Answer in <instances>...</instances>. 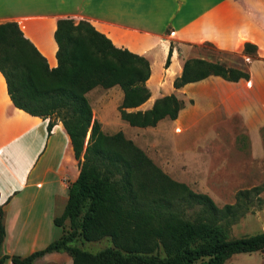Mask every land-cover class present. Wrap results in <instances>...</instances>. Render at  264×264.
<instances>
[{
    "label": "crops",
    "instance_id": "0c3cea01",
    "mask_svg": "<svg viewBox=\"0 0 264 264\" xmlns=\"http://www.w3.org/2000/svg\"><path fill=\"white\" fill-rule=\"evenodd\" d=\"M59 18L84 19L116 47L147 59L149 97L128 111L148 109L170 93L182 101L174 119L137 126L120 118L114 131L103 134L123 133L169 178L206 194L218 207L233 203L237 190L263 183L264 60H246L241 49L244 42L264 47V0H0V23L14 21L49 67L56 66L53 32ZM189 58L236 67L248 78L209 75L173 87ZM108 88L96 85L85 93L93 119L89 96ZM77 175L62 123L15 107L0 73L1 253L26 256L67 233V222L56 226L53 219L61 215ZM71 262L58 249L31 264Z\"/></svg>",
    "mask_w": 264,
    "mask_h": 264
},
{
    "label": "trees",
    "instance_id": "16d2710c",
    "mask_svg": "<svg viewBox=\"0 0 264 264\" xmlns=\"http://www.w3.org/2000/svg\"><path fill=\"white\" fill-rule=\"evenodd\" d=\"M53 38L56 66L49 67L14 21L0 23V73L15 107L58 119L70 139L78 175L68 185L61 215L53 219L56 226L66 221L68 230L26 256L0 252V264L6 259L31 264L58 249L71 255V264H223L233 254L264 247V229L244 237L228 238L226 233L241 214L251 211V200H259L262 187L239 189L233 203L218 207L206 194L166 176L120 133L103 134L92 118L85 93L96 85L121 89L119 115L130 124L153 126L164 117H176L182 101L172 93L156 98L148 109L127 110L149 97L145 57L116 47L84 19H57ZM256 51L255 44L243 43L245 55L254 58ZM169 55L170 49L165 67ZM209 75L227 81L248 78L236 67L189 58L172 85L177 88ZM51 126L48 121L46 130ZM103 238L110 246L94 253L75 245Z\"/></svg>",
    "mask_w": 264,
    "mask_h": 264
},
{
    "label": "rangeland",
    "instance_id": "374dc122",
    "mask_svg": "<svg viewBox=\"0 0 264 264\" xmlns=\"http://www.w3.org/2000/svg\"><path fill=\"white\" fill-rule=\"evenodd\" d=\"M241 53L246 57L245 58L246 60L253 59L250 56L245 55L242 52V49H241ZM258 57L264 60V47H262V50H259L257 48L256 56L254 58H258ZM252 69L255 72L259 71L257 67H254ZM89 98L93 107L94 119L96 121L98 119L99 122L98 121L97 122L99 126L102 125L103 129H101L100 127V130L109 132L113 128L111 131H114L119 126L118 122L120 121V115H119L118 106L120 105L122 100V98L120 100V92L118 87H111L108 89H99L92 91ZM122 131H124V133L131 132V130L127 128H123ZM134 133L129 134V137H131ZM136 134L138 135L139 138H142L143 136V134L140 133H136ZM122 136L125 139H128L127 137H125L123 133ZM146 146H148L147 143ZM262 182L263 183L261 185H258L259 187H262L261 191L258 194L259 200L252 199L251 211H247L241 214L236 219V221L229 226V228L226 231L228 238L244 237L261 232L264 229V176L262 178ZM75 245L79 246L81 249L94 253L107 246H110V242L107 238H103L92 242L76 241ZM157 255H161V253L157 252ZM223 264H264V247L248 253L233 254Z\"/></svg>",
    "mask_w": 264,
    "mask_h": 264
}]
</instances>
